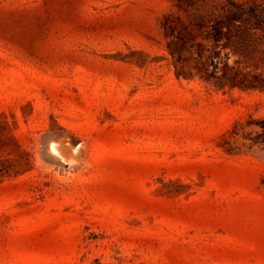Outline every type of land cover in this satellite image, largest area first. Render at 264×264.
I'll use <instances>...</instances> for the list:
<instances>
[{
	"label": "rangeland",
	"instance_id": "rangeland-1",
	"mask_svg": "<svg viewBox=\"0 0 264 264\" xmlns=\"http://www.w3.org/2000/svg\"><path fill=\"white\" fill-rule=\"evenodd\" d=\"M220 4L0 0V264H264V90L219 86Z\"/></svg>",
	"mask_w": 264,
	"mask_h": 264
},
{
	"label": "trees",
	"instance_id": "trees-1",
	"mask_svg": "<svg viewBox=\"0 0 264 264\" xmlns=\"http://www.w3.org/2000/svg\"><path fill=\"white\" fill-rule=\"evenodd\" d=\"M219 7L208 19L209 37L225 56L219 86L264 90V0H221Z\"/></svg>",
	"mask_w": 264,
	"mask_h": 264
}]
</instances>
